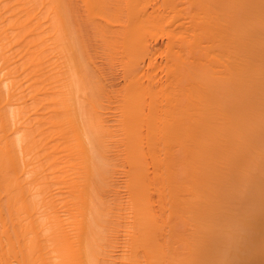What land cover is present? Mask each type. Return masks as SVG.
<instances>
[{
    "label": "bare ground",
    "instance_id": "1",
    "mask_svg": "<svg viewBox=\"0 0 264 264\" xmlns=\"http://www.w3.org/2000/svg\"><path fill=\"white\" fill-rule=\"evenodd\" d=\"M0 264H264V0H0Z\"/></svg>",
    "mask_w": 264,
    "mask_h": 264
},
{
    "label": "rangeland",
    "instance_id": "2",
    "mask_svg": "<svg viewBox=\"0 0 264 264\" xmlns=\"http://www.w3.org/2000/svg\"><path fill=\"white\" fill-rule=\"evenodd\" d=\"M78 6H79V4H77V8H79ZM79 9H81V8H79ZM79 9L76 10V12H77V11L79 12ZM82 12H83V10L81 9L80 12L77 13V14H78V15L80 14L79 16H82V14H83ZM82 18H83V17H82ZM156 41H157V38H156ZM156 41H155V42H156ZM161 42H162L161 38H158V42H156V43L159 44V43H161ZM156 43H155V44H156ZM159 45H160V44H159ZM99 62H101V60H99Z\"/></svg>",
    "mask_w": 264,
    "mask_h": 264
}]
</instances>
